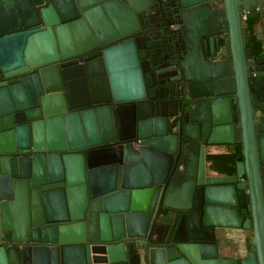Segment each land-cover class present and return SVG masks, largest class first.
Wrapping results in <instances>:
<instances>
[{
	"label": "water",
	"instance_id": "95a60500",
	"mask_svg": "<svg viewBox=\"0 0 264 264\" xmlns=\"http://www.w3.org/2000/svg\"><path fill=\"white\" fill-rule=\"evenodd\" d=\"M251 11L0 0V264H264Z\"/></svg>",
	"mask_w": 264,
	"mask_h": 264
},
{
	"label": "crops",
	"instance_id": "0c3cea01",
	"mask_svg": "<svg viewBox=\"0 0 264 264\" xmlns=\"http://www.w3.org/2000/svg\"><path fill=\"white\" fill-rule=\"evenodd\" d=\"M245 15L249 17L244 18L245 31L251 37L249 45H252L256 49V53H260L262 51L261 44L264 36V26L258 24L259 15L255 11L245 13ZM233 235L237 237L236 233H233Z\"/></svg>",
	"mask_w": 264,
	"mask_h": 264
},
{
	"label": "trees",
	"instance_id": "16d2710c",
	"mask_svg": "<svg viewBox=\"0 0 264 264\" xmlns=\"http://www.w3.org/2000/svg\"><path fill=\"white\" fill-rule=\"evenodd\" d=\"M246 18H249V17L247 16ZM244 31H245V28H244ZM245 33H246V31H245ZM250 43H251V37H249V41H248V44H250Z\"/></svg>",
	"mask_w": 264,
	"mask_h": 264
},
{
	"label": "flooded vegetation",
	"instance_id": "af4514ba",
	"mask_svg": "<svg viewBox=\"0 0 264 264\" xmlns=\"http://www.w3.org/2000/svg\"><path fill=\"white\" fill-rule=\"evenodd\" d=\"M246 34H247V33H246ZM248 45H249V44H248ZM239 148H240V145H239ZM246 233H247V234H249V233H250V231H246Z\"/></svg>",
	"mask_w": 264,
	"mask_h": 264
}]
</instances>
